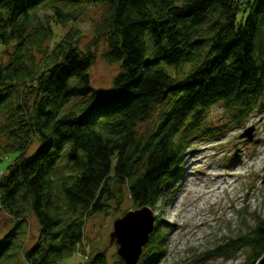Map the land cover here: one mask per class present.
I'll use <instances>...</instances> for the list:
<instances>
[{
    "label": "trees",
    "instance_id": "1",
    "mask_svg": "<svg viewBox=\"0 0 264 264\" xmlns=\"http://www.w3.org/2000/svg\"><path fill=\"white\" fill-rule=\"evenodd\" d=\"M82 1L0 0V46L14 47L7 63L0 56V132L7 139L0 147V210L15 222L0 239V264L64 263L79 253L86 222L111 202L122 205L125 192L135 209L156 212L189 140L209 133L202 128L215 104L223 101L238 124L262 107L264 0H94L105 7L96 30L106 37L104 57L121 64L105 92L92 86L96 56L79 49L81 31L73 27ZM67 25L51 50L54 26ZM162 62L176 66L177 76ZM27 87L31 103L21 93ZM155 115L153 128L139 134ZM34 138L40 147L27 155ZM64 157L70 173L60 175ZM29 215L40 238L26 249ZM242 224L207 257L245 252L243 264H257L264 218ZM162 253L155 229L139 264ZM85 264H107V256L90 255ZM118 264H125L121 257Z\"/></svg>",
    "mask_w": 264,
    "mask_h": 264
},
{
    "label": "rangeland",
    "instance_id": "2",
    "mask_svg": "<svg viewBox=\"0 0 264 264\" xmlns=\"http://www.w3.org/2000/svg\"><path fill=\"white\" fill-rule=\"evenodd\" d=\"M82 3L84 12L73 26L81 31L77 39L79 49L82 52L90 49L96 56L95 64L90 69L93 88L102 92L112 91L114 79L121 72V64H111L105 59L104 53L108 50L106 37H97V26L105 14V7L94 0H83ZM242 17L243 14H240L238 20ZM70 28L69 25L54 26L55 37L49 44L51 50ZM13 52V46H0V56L5 63L8 62V54ZM37 60L39 62L41 58L38 56ZM159 67L172 76L178 74L176 66L162 62ZM25 89L21 93L31 103L34 95L29 93L28 87ZM16 102L14 99L13 104ZM233 118L234 112L228 111L225 103L220 101L212 107L202 128L208 127L211 132L207 135L200 132L189 140L190 145L181 166L169 181L155 212L154 231L157 229L162 234L163 253L146 264L245 262V252L231 260L207 257L208 251L226 237L237 235L243 228L242 222L252 227L256 216L264 218V100L261 109L255 111L245 123L238 124ZM3 120L0 118V122ZM156 121L157 115L139 125V134L150 131ZM249 127H255L253 141L241 136ZM6 142L7 139L0 132V147ZM38 142L37 138L32 140L27 155H33L39 149ZM198 157L199 163L196 162ZM56 172L60 175L70 173L66 157L60 161ZM130 210L136 209L125 192L122 205L111 202L103 213L86 222L84 241L78 246L79 253L62 264H85L87 260H84V255L90 257L96 254H106L107 264H118L119 246L111 242L110 235L114 231V222ZM27 220L24 246L31 249L40 238V226L33 215H29ZM14 223L9 215L0 210V239L5 237Z\"/></svg>",
    "mask_w": 264,
    "mask_h": 264
},
{
    "label": "water",
    "instance_id": "3",
    "mask_svg": "<svg viewBox=\"0 0 264 264\" xmlns=\"http://www.w3.org/2000/svg\"><path fill=\"white\" fill-rule=\"evenodd\" d=\"M255 127L247 128L242 137L253 141ZM156 215L150 207L138 208L128 212L114 222V231L110 235L111 242H115L118 255L125 264H138L143 249L148 245L154 232ZM264 264V256L257 262Z\"/></svg>",
    "mask_w": 264,
    "mask_h": 264
},
{
    "label": "bare ground",
    "instance_id": "4",
    "mask_svg": "<svg viewBox=\"0 0 264 264\" xmlns=\"http://www.w3.org/2000/svg\"><path fill=\"white\" fill-rule=\"evenodd\" d=\"M200 152H201V151H200ZM199 158H200V157H198V159H196V162H198V163L200 162V159H199ZM225 187H226V186H225Z\"/></svg>",
    "mask_w": 264,
    "mask_h": 264
},
{
    "label": "built area",
    "instance_id": "5",
    "mask_svg": "<svg viewBox=\"0 0 264 264\" xmlns=\"http://www.w3.org/2000/svg\"><path fill=\"white\" fill-rule=\"evenodd\" d=\"M88 259V256L84 255V260H87Z\"/></svg>",
    "mask_w": 264,
    "mask_h": 264
}]
</instances>
